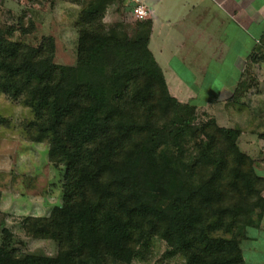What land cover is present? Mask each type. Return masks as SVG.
Here are the masks:
<instances>
[{
    "label": "trees",
    "instance_id": "trees-1",
    "mask_svg": "<svg viewBox=\"0 0 264 264\" xmlns=\"http://www.w3.org/2000/svg\"><path fill=\"white\" fill-rule=\"evenodd\" d=\"M106 1L82 11L75 68L53 65L51 44L23 49L0 36V95L31 111L35 141L48 138L50 161L57 151L65 168L61 205L21 223L26 238L56 241L57 256L21 254L3 227L0 264H132L154 237L185 264H243L238 243L211 237L225 215L235 224L264 212L258 192L248 203L242 172L231 183L237 205L219 189L225 165L243 158L239 131L194 125L197 106L169 94L148 49L151 22L137 23L134 38L105 32Z\"/></svg>",
    "mask_w": 264,
    "mask_h": 264
},
{
    "label": "rangeland",
    "instance_id": "rangeland-1",
    "mask_svg": "<svg viewBox=\"0 0 264 264\" xmlns=\"http://www.w3.org/2000/svg\"><path fill=\"white\" fill-rule=\"evenodd\" d=\"M98 2L0 0V36L23 49L50 51L51 44L53 65L78 67L82 11ZM106 2L107 8L100 21L105 32L113 30L117 35L134 38L136 25L141 20L131 14L128 6L116 3L112 7V0ZM159 39L162 41V38ZM177 55L168 54L163 58L166 62L171 56ZM261 56L264 54L257 55L258 59L252 63L261 62ZM159 60L162 59L159 57ZM257 79V74L246 70L237 93L226 102L213 106L215 97H206L207 105L196 108L193 118V124L199 128L216 125L239 131L235 144L243 158L235 161L230 159L219 182V189L224 194L229 193L226 202L232 205L243 200L240 193L231 192L232 186L241 179L236 176L237 172H242L248 182L243 192L249 199L248 203L255 200L253 194L257 192L264 198V72ZM201 94H197L196 100L192 102L196 106L203 105L205 101L204 94ZM33 123L31 111L22 102L0 95V230L6 227L22 240L21 254L55 258L59 251L56 241L50 238H26L21 230L23 218H47L51 210L62 203L64 163L56 157L57 151L54 161H50V140L44 137L43 141L37 143V130L30 127ZM199 191L204 196L208 193L205 186ZM263 223L264 212L260 209L253 210L244 222L235 224L225 215L222 227L212 232L211 237L234 240L242 248ZM150 242L149 255L132 264H185L181 254H172L167 242L158 237L152 238Z\"/></svg>",
    "mask_w": 264,
    "mask_h": 264
},
{
    "label": "crops",
    "instance_id": "crops-1",
    "mask_svg": "<svg viewBox=\"0 0 264 264\" xmlns=\"http://www.w3.org/2000/svg\"><path fill=\"white\" fill-rule=\"evenodd\" d=\"M112 1V7L122 3L131 14L136 8L145 11L141 21L151 22L148 49L169 94L180 103L194 102L199 93L205 101L197 108L206 106L211 95V106L226 102L242 85L246 70L258 79L264 72V60L252 63L264 50V0ZM168 54L179 55L165 62ZM241 251L243 264H264V223Z\"/></svg>",
    "mask_w": 264,
    "mask_h": 264
},
{
    "label": "built area",
    "instance_id": "built-area-1",
    "mask_svg": "<svg viewBox=\"0 0 264 264\" xmlns=\"http://www.w3.org/2000/svg\"><path fill=\"white\" fill-rule=\"evenodd\" d=\"M133 14L135 15V17H137V19L141 20V19H143L144 15H145V11H141L140 8H136L133 11Z\"/></svg>",
    "mask_w": 264,
    "mask_h": 264
}]
</instances>
